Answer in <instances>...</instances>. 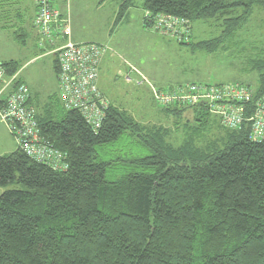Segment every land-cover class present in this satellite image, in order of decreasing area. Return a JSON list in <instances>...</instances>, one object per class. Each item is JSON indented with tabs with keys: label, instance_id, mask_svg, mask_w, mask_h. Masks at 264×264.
Returning a JSON list of instances; mask_svg holds the SVG:
<instances>
[{
	"label": "trees",
	"instance_id": "16d2710c",
	"mask_svg": "<svg viewBox=\"0 0 264 264\" xmlns=\"http://www.w3.org/2000/svg\"><path fill=\"white\" fill-rule=\"evenodd\" d=\"M20 1L0 0V9ZM133 4L123 0L119 21ZM258 9L264 13V0L142 5L151 17L217 23L219 37L187 44L206 53ZM15 32L24 45L23 29ZM1 65L7 79L20 70L16 61ZM253 66L256 100L264 93V55ZM186 109L163 110L179 118ZM192 110L198 135L211 119L204 108ZM36 112L42 137L67 169L37 163L17 144L0 156V187H22L0 195V264H264V139L250 140L248 125L223 130L220 146L200 150L192 138L173 147L167 129L143 126L113 105L96 133L57 95L54 107Z\"/></svg>",
	"mask_w": 264,
	"mask_h": 264
},
{
	"label": "rangeland",
	"instance_id": "374dc122",
	"mask_svg": "<svg viewBox=\"0 0 264 264\" xmlns=\"http://www.w3.org/2000/svg\"><path fill=\"white\" fill-rule=\"evenodd\" d=\"M144 1L134 0L132 12L126 20L123 16L120 21L118 16L123 0H52V4L56 9H64L69 14L70 26L76 35L86 38L89 43L107 48L99 67L98 87L108 104L126 112L143 126L167 129L169 132L166 141L173 147L181 146L190 138L200 150L207 149L212 143L220 146L225 132L212 116L208 114L210 124L195 135L197 123L192 109L182 111L179 118L166 114L151 101L152 95L149 94L152 88L169 89L185 84L239 83L255 88L258 73L253 64L264 55V13L259 9L255 10L233 38L225 40L220 49L206 53L192 50L190 45H181L172 37L162 36L145 28V13L141 12ZM15 6L5 5L0 9V64L9 61L19 63V76L25 80L33 94L37 93L38 103L33 101V105L39 112L44 103L55 106V58L47 54L49 57L46 59L31 61L41 53L46 56V52L38 46L39 51L32 52L30 42L24 46L15 37V31L21 27L22 19L28 11L22 3L19 8ZM221 30L215 22H195L190 25V42L217 38ZM138 72L150 84L162 88H151L146 83L143 85L140 79L136 82ZM2 123L0 121V140H7V143L0 151L10 154L16 149V144ZM8 141L12 143V147ZM6 189L16 190L22 187H0V195Z\"/></svg>",
	"mask_w": 264,
	"mask_h": 264
},
{
	"label": "built area",
	"instance_id": "2783aa9c",
	"mask_svg": "<svg viewBox=\"0 0 264 264\" xmlns=\"http://www.w3.org/2000/svg\"><path fill=\"white\" fill-rule=\"evenodd\" d=\"M33 2L37 45L49 48L46 53L55 57L61 107L77 112L96 133L110 106L97 84L100 63L107 48L94 43H72L69 18L53 7L52 0ZM145 19L153 32L172 37L180 44L190 42L188 20L170 15L151 17L148 13ZM17 78L18 74L7 79L0 64V120L26 156L54 171H65L64 155L42 137L28 87ZM143 82L146 80L142 78L140 83ZM151 91L152 100L160 109L204 108L223 130L239 131L248 125L250 140L264 139V93L255 100L252 87L239 83L185 84L169 89L152 88Z\"/></svg>",
	"mask_w": 264,
	"mask_h": 264
},
{
	"label": "crops",
	"instance_id": "0c3cea01",
	"mask_svg": "<svg viewBox=\"0 0 264 264\" xmlns=\"http://www.w3.org/2000/svg\"><path fill=\"white\" fill-rule=\"evenodd\" d=\"M23 4L26 8H28V11H27V15L26 16H24L23 17V21H22V25H21V27H19V28H21V29H23V32H25V44H24V46H26V44L28 43V42H30V45H31V51L32 52H38L39 50V48L37 47L38 45H37V41H38V38H37V33H36V30H35V28L33 27V19H34V16H35V6H34V2H33V0H21V2L20 3H18V4H16V8H19V6H20V4ZM142 5H143V3L141 4V8H142ZM99 7H101V5L99 6ZM99 7H97V9L99 8ZM132 8H134V4H133V6L132 7H130L126 12H125V14H124V20H126V18L130 15V13L132 12ZM58 9V8H57ZM59 11H60V13H62L64 16L66 15L67 17L69 16V14L68 13H65V10L63 9H58ZM141 12L143 13L144 11L141 9ZM142 17H143V14L141 15V24H142ZM26 18H28L27 20V23H25V19ZM69 27H70V41L72 42V43H74V44H81V43H89V42H87V39L86 38H84V37H81V36H79V35H76L75 34V32H74V29L70 26V22H69ZM18 28V29H19ZM17 31V30H16ZM38 48V49H37ZM47 48V47H46ZM47 49H49V48H47ZM41 51V50H40ZM44 52H47L48 50H43ZM46 54V56H42V53L40 54V55H37V56H35V57H33L32 59H31V61H34V60H36V59H38V58H40V59H46L47 57H49L48 55H50V54H48L47 55V53H45ZM53 56V55H52ZM55 58V57H54ZM30 61V62H31ZM54 62H55V59H54ZM54 62H53V71H54V74H55V83H56V72H55V69H54ZM102 62V61H101ZM136 71V70H135ZM136 73H137V71H136ZM139 73V72H138ZM141 73H139L138 75H137V78L135 79L136 80V82H137V80H139V81H141V79L143 78V79H145L146 80V78H144V77H142L141 75H140ZM18 77H19V79H20V81L22 82V83H24L26 86L28 85L26 82H25V80L22 78V77H20L19 76V74H18ZM147 84L149 87H156V86H153L152 84H150L147 80H146V82H143V83H141V84ZM28 87V86H27ZM156 88H162V87H156ZM56 89H57V83H56ZM28 90H29V93H30V102H31V104L33 105V101H35V103H38V100L36 99V96H37V93L35 92L34 94L31 92V90L29 89V87H28ZM103 94V93H102ZM56 95H57V93H56ZM149 95H152V91H150V94ZM150 99H151V96H150ZM151 101H153V100H151ZM154 103V102H153ZM46 103H44L43 104V107H42V109H41V111L42 110H45L46 109ZM34 106V105H33ZM37 111H38V108H37ZM1 121V120H0ZM1 123H2V121H1ZM2 125H3V127L5 128V129H7L6 128V126H5V124H3L2 123ZM6 131H8V130H6ZM15 142V141H14ZM6 143H7V140H0V149H3L4 147H5V145H6ZM8 144L9 145H11V147H12V143L10 144V142L8 141ZM16 144V143H15ZM11 147H10V150H11ZM4 153V151H0V156H3V155H8L7 153V151H5V153Z\"/></svg>",
	"mask_w": 264,
	"mask_h": 264
},
{
	"label": "bare ground",
	"instance_id": "6f19581e",
	"mask_svg": "<svg viewBox=\"0 0 264 264\" xmlns=\"http://www.w3.org/2000/svg\"><path fill=\"white\" fill-rule=\"evenodd\" d=\"M69 29H70V27H69ZM97 84H98V82H97ZM36 118H37V114H36ZM38 122V121H37Z\"/></svg>",
	"mask_w": 264,
	"mask_h": 264
}]
</instances>
